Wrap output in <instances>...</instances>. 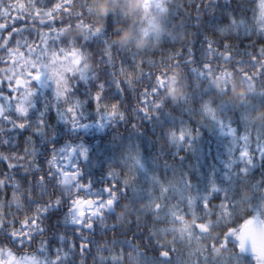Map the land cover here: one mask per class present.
I'll use <instances>...</instances> for the list:
<instances>
[{
    "label": "snow or ice",
    "instance_id": "6c2138e0",
    "mask_svg": "<svg viewBox=\"0 0 264 264\" xmlns=\"http://www.w3.org/2000/svg\"><path fill=\"white\" fill-rule=\"evenodd\" d=\"M204 3L207 5L208 0ZM200 6V3L196 4L197 10ZM155 7L162 12L165 22L174 27L169 18L168 0H158ZM75 9L74 0H55L47 6L45 0H0V65H3L0 67V140H3L7 125L10 124L12 129L28 126L26 117L41 89L52 91L53 107L74 131L88 127L81 121L84 102L73 92L75 85L91 80L97 81L91 98L100 114L98 126H104L105 121H123L126 113L120 101L107 103L104 100L106 83L98 76L101 63L110 69L111 83L118 95L126 94L129 89L135 93V112L147 120L159 119L164 110L162 101L169 69L179 67L186 83L176 102L198 104L196 110L201 120L207 119L223 132L235 135L236 130L226 115L227 109H244L246 132L234 154L243 166L237 170L236 183L228 179L221 184L213 178L203 190L193 183L188 172H173L169 178L153 175L152 186L143 195L135 187L137 175L144 169L139 151L126 152L121 163L127 160V169L121 172L111 167L109 182L103 187V194H98L93 192L91 183H85L82 178L80 161L88 158V149L83 144H66L60 149L53 146L46 170H42L36 161L34 145L16 153L0 152V161L8 170L24 168L25 175L39 173L27 187L14 175L0 174V190L4 192L0 197V264H68L77 247L70 238H67V248L61 246L51 250L46 239L33 247L36 237H43L46 231L44 218L50 210L66 206V220L80 234L82 230L94 231L97 222L115 212L125 197L131 209L129 212L135 213L137 222L141 215L152 216L153 223L147 227L160 264H248L249 260L252 264H264V181L246 182L256 158L250 143L251 133L254 129L264 130V121L253 119L257 109L264 108V48L258 55H250L249 61L244 63L234 60L227 44L223 50L218 46L214 49L213 42L208 41L205 58L196 66H193L195 54L191 48L190 55L184 58H181L183 50L178 49L146 62L145 54L154 47L159 48L162 37L157 39L154 47L147 49L120 48L111 39V34H106L108 18H112L113 24L118 18L115 13L106 14L104 25L95 27L86 19L94 15L91 8L81 4L80 11ZM197 15H200L199 11ZM73 16L83 32L68 40L64 25ZM253 21L256 29L264 32V0H256ZM231 22L236 23L235 20ZM94 41L102 45V55L96 61L85 47ZM124 53L130 54L131 59ZM185 65L189 66L187 71ZM217 70L235 73L246 84L248 95L239 104L224 99L233 89L228 81L221 88L212 86ZM189 72L192 73L191 80ZM253 97H256L255 101ZM131 126L138 129L136 123ZM46 127L41 113L35 131L43 134ZM198 134V130L183 123L173 125L166 133L167 139L177 148L180 160L184 159L179 155L181 146L183 150L192 148ZM3 143L7 141L3 140ZM257 151L259 158L264 160V147ZM24 161L26 163H22ZM49 181L54 183L49 185ZM8 189H11L10 196ZM141 200L143 203L137 207V201ZM119 219L117 217V221ZM131 222L129 217L128 223ZM112 227L114 229L116 225ZM169 236L170 239H165ZM64 241L61 237L62 245ZM91 247L90 241L81 240V258ZM96 249L100 264H149L145 249L131 238L123 242L115 238L104 240Z\"/></svg>",
    "mask_w": 264,
    "mask_h": 264
},
{
    "label": "trees",
    "instance_id": "16d2710c",
    "mask_svg": "<svg viewBox=\"0 0 264 264\" xmlns=\"http://www.w3.org/2000/svg\"><path fill=\"white\" fill-rule=\"evenodd\" d=\"M55 0H45V5H50ZM151 3L155 0H150ZM76 11H80V5L86 4L94 12L90 20L93 26L102 27L106 14L115 13L117 19L114 24L112 18H108L106 34H111V39L120 48L131 46L134 49H147L154 47L157 39L162 37L159 48H153L146 53V62L153 58H158L162 53H174L182 49L181 58L192 49L194 55L193 66L203 61L206 55V43L213 42L214 49L218 46L221 50L225 44L232 50L234 60H241L244 63L249 61V56L259 54L264 48V32L256 29L253 14L256 7V0H208L205 5L204 0H168L170 9L169 18L174 22V27L167 24L162 18V12L153 6L145 8V0H103L104 7H100V0H74ZM200 3L197 10L196 4ZM199 11L200 15H197ZM157 23L156 33L143 32L150 21ZM235 20L233 24L231 21ZM183 22V27H181ZM112 28L114 31L112 32ZM122 30L127 31V38L123 42L117 43L113 35ZM46 31V29H45ZM83 29L75 17H69L64 25L66 39L73 40L82 35ZM184 33L185 35H181ZM175 37V40L173 39ZM87 51L96 61L102 55V45L99 41L89 42L86 46ZM127 59H131L130 54L124 53ZM3 65H0L2 67ZM185 65V70H188ZM147 71V67H145ZM110 69L101 63L98 69L99 80L106 83L104 100L107 103L119 100L123 105L126 117L123 121L117 119L111 122L105 121L104 126H98L100 114L96 111L95 103L92 100V93L96 90V80L88 83L81 82L74 86L73 95L83 103V115L81 121L88 127L73 130L71 125L66 123L57 109L53 107L55 103L53 93L49 89H41V94L35 97L34 106L26 117L28 126L25 128L12 129L7 125L3 132V143L0 140V152L16 153L22 151L28 145H34L37 150L36 161L42 170L47 169V158L51 149H57L66 144H83L88 149L86 161H80L82 178L85 183L90 182L94 193L103 194V187L109 182L108 172L111 167L118 168L121 172L128 167V161L121 163V158L126 152L139 151L144 169L140 170L135 187L143 195H146L149 187L152 186L153 175L161 178H169L173 172H188L193 179V183L200 190L206 188L211 179L223 184L231 179L237 182L236 173L243 165L238 161L236 149L241 145V137L246 132V123L243 119V108L227 109V117L231 120V125L236 130L235 135L223 132L217 124L205 119L201 120L198 104L177 103L178 98L173 100L171 96L163 93L164 110L160 118L153 117L151 120L145 119L142 114L134 111L136 104L135 93L129 89L126 94L118 95L117 90L111 83L109 76ZM192 73L189 72L191 80ZM225 81H228L233 89L224 97L231 104H239L248 95L247 86L235 73L225 74L222 70H217L215 78L211 84L215 88H221ZM185 80L182 70L179 67L169 69L167 81L168 92H173L176 87L182 88L184 92ZM181 94V95H182ZM256 100V97H253ZM43 113L46 131L37 134L35 128L38 120ZM19 119V117H14ZM253 119L264 121V108L257 109L253 114ZM136 123L138 129L132 128ZM183 123L193 130H198V136L193 141V147L188 150H181L177 157V148L167 139V131L173 125L180 126ZM252 144L253 151L256 153L254 167L249 169L246 182L254 184L264 181V160L259 158L257 148L264 147V130H253ZM232 157L231 161L229 157ZM15 162V161H13ZM26 163V161L22 162ZM225 166H228L227 169ZM7 173L9 177L15 176L16 179L25 187L30 180L39 173L29 172L25 175L24 168L8 170L3 161H0V174ZM245 179V178H240ZM54 181H49V185ZM228 187H231L229 184ZM10 196L11 189L7 190ZM4 195L0 190V197ZM131 195V193L129 194ZM143 200L137 201V207ZM128 198L120 200L115 212L106 215L103 221H98L94 231L82 230L77 234L76 228L67 222L65 213L66 206H61L59 210H50L44 218L45 233L43 237L37 236L33 247H38L41 239L49 242V249L55 250L58 247H68V239L75 241L77 247L72 253L68 264H100L96 259L98 243L104 240L115 238L123 242L129 238L134 243H139L148 254L149 264H160L155 244L149 239L147 225L153 223L150 214L141 215L139 222L136 220L134 212H129ZM250 214V213H249ZM119 217V221H117ZM131 217V223L128 219ZM239 223V220H237ZM113 224L116 227L113 229ZM107 226V229L105 228ZM61 237L65 238L62 245ZM82 239L91 242L92 247L86 250V255L81 258L79 254V244ZM165 239H170L165 237ZM119 247V244H117ZM126 250V249H125ZM107 254V253H105ZM167 264V262H165ZM248 264H252L249 260Z\"/></svg>",
    "mask_w": 264,
    "mask_h": 264
},
{
    "label": "clouds",
    "instance_id": "9594fccd",
    "mask_svg": "<svg viewBox=\"0 0 264 264\" xmlns=\"http://www.w3.org/2000/svg\"><path fill=\"white\" fill-rule=\"evenodd\" d=\"M100 7L103 8L104 7V4H103V0H100ZM127 38V31L126 30H122L118 33H115L113 35V39L117 42V43H120V42H123L124 40H126ZM164 94L165 95H168V96H171V98L173 100H175L176 98H178L181 94H182V88L180 87H176L175 90L173 92H168L167 88L164 89Z\"/></svg>",
    "mask_w": 264,
    "mask_h": 264
},
{
    "label": "rangeland",
    "instance_id": "374dc122",
    "mask_svg": "<svg viewBox=\"0 0 264 264\" xmlns=\"http://www.w3.org/2000/svg\"><path fill=\"white\" fill-rule=\"evenodd\" d=\"M158 0H155V2L151 3L150 0H148V3H144V6L146 9H148L150 6L155 7V3H157ZM156 8V7H155ZM158 30L157 23L155 21H150L149 24L144 28L143 32L148 33H156Z\"/></svg>",
    "mask_w": 264,
    "mask_h": 264
}]
</instances>
